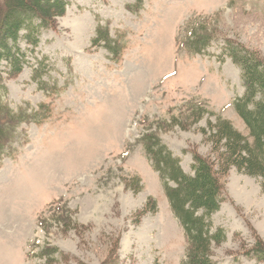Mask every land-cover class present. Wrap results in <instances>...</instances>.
I'll return each instance as SVG.
<instances>
[{
	"label": "rangeland",
	"instance_id": "obj_1",
	"mask_svg": "<svg viewBox=\"0 0 264 264\" xmlns=\"http://www.w3.org/2000/svg\"><path fill=\"white\" fill-rule=\"evenodd\" d=\"M67 1L34 49L19 41L29 62L20 72L0 67L11 107L47 108L42 122L15 128L0 157V264H182L188 241L142 137L155 133L192 174L194 155L219 161L201 131L216 116L195 123L194 104L248 133L234 109L241 68L224 50L241 44L264 61V0ZM99 25L121 42L118 59L92 45ZM192 30L211 38L202 53L186 45ZM221 179L212 221L225 240L211 260L264 264L261 178L232 168Z\"/></svg>",
	"mask_w": 264,
	"mask_h": 264
},
{
	"label": "trees",
	"instance_id": "obj_2",
	"mask_svg": "<svg viewBox=\"0 0 264 264\" xmlns=\"http://www.w3.org/2000/svg\"><path fill=\"white\" fill-rule=\"evenodd\" d=\"M140 1V0H139ZM69 2L67 0H0V67L5 61L10 67V75L20 72L26 60L25 53L19 45L21 39L31 44L33 49L39 43L41 30L53 29L55 17L64 14ZM211 38L192 30L187 37L188 49L196 54L202 53L210 45ZM92 45L104 46L114 59L121 55V42L114 39L108 26L99 25L96 29ZM224 55L229 56L241 68L244 92L234 100V109L245 124L248 133L237 129L233 123L212 111L203 104H194L191 114L198 123L204 113L215 115L214 121L208 122L202 133L212 145V152L219 159L215 164L199 155H194V173H186L180 159L153 132L143 135V143L155 169L161 177L165 195L169 205L178 218L188 241L186 259L182 264H214L211 260L212 245L221 244L225 240L222 228L213 230L212 216L221 208L224 201V183L221 176L230 169L251 177L261 178L264 191V61L253 51L241 44L228 42ZM47 57L36 60L34 78L47 72ZM0 69V114L8 119L3 125L0 119V157L6 153L8 145L14 141L15 128L31 120L40 123L45 119L46 107L40 105L37 110L29 107H11L5 101V86L2 83ZM136 189H139V178ZM153 205L154 208H151ZM156 203L150 199L145 206L154 211ZM70 219V211H66ZM58 221H61L58 219ZM66 220H63V222ZM45 248V247H44ZM41 250L48 257L55 255L49 247Z\"/></svg>",
	"mask_w": 264,
	"mask_h": 264
}]
</instances>
